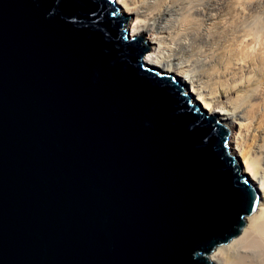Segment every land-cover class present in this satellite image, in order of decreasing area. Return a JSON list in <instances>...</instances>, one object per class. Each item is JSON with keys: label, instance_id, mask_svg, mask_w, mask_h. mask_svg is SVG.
<instances>
[{"label": "water", "instance_id": "1", "mask_svg": "<svg viewBox=\"0 0 264 264\" xmlns=\"http://www.w3.org/2000/svg\"><path fill=\"white\" fill-rule=\"evenodd\" d=\"M112 0H0V264H213L258 190L228 130L142 67Z\"/></svg>", "mask_w": 264, "mask_h": 264}, {"label": "bare ground", "instance_id": "2", "mask_svg": "<svg viewBox=\"0 0 264 264\" xmlns=\"http://www.w3.org/2000/svg\"><path fill=\"white\" fill-rule=\"evenodd\" d=\"M112 2L120 13L131 17L124 27V31L129 33L128 40L138 36L143 39L149 38L147 43L150 55L146 54L144 59L141 57L142 67L162 75H172L176 83L182 85L183 90L184 86H187V89L185 87L187 91L184 90L187 94L194 92L196 99H189V102L199 103V113L215 116L228 130L227 152L237 163L239 162V165L241 164L244 179L254 184L258 190L257 206L254 212L245 217V225L240 234L227 243L216 246L207 254V259L213 264H264V206L260 203L261 195L264 194V181L262 176H257L254 161L257 154L264 152V112L262 114L261 112L258 114L257 110L244 112L242 108L240 109L247 101L244 98L235 105L231 102L232 93L242 84L238 82L242 72H254V66H257V71L260 72L264 69L262 41L264 30L250 21L251 13L247 10L243 20L233 23L229 28L235 38L227 44L222 42L220 46L216 45L218 47L214 45L215 49L212 50L213 45L208 44L211 38L203 31L208 27L211 29V23L216 21L218 5L214 12H207L205 5L201 1L199 4L196 0H112ZM232 2L233 0L229 2V11L233 12L235 18L238 16L240 18L245 8ZM172 10L175 12L170 14ZM193 16L202 20L197 23L191 19ZM192 22H195L194 33L189 30ZM130 23L133 24L129 31ZM260 31L262 34H258ZM257 41H260L259 52L249 51V45ZM199 42L204 45L199 47L197 45ZM222 59L225 63L221 62ZM212 63L218 65V67L212 65L216 68L215 81H210L211 76L209 77L210 72H214L213 69L209 70ZM261 86L264 87V82ZM261 95L263 96L264 92ZM262 96L257 97L261 99ZM230 104L233 111H225L221 117L218 109L229 107ZM239 115L250 118V122L247 124L236 120Z\"/></svg>", "mask_w": 264, "mask_h": 264}, {"label": "rangeland", "instance_id": "3", "mask_svg": "<svg viewBox=\"0 0 264 264\" xmlns=\"http://www.w3.org/2000/svg\"><path fill=\"white\" fill-rule=\"evenodd\" d=\"M193 1H195V0H193ZM196 1L199 2V4H201L200 3V1H201L205 5L207 12H214V10L217 9L216 6L217 5L219 6L218 16L216 18V21L211 23V25H210L211 29L208 27L203 31V33L205 35H209V37L211 38V40L209 41L208 44L213 45L212 50L215 49V47H218L216 45H219L222 42L227 44L228 42H230L231 40H233L235 38L234 34L231 33L229 28L233 23L242 21L243 20L242 18H244L247 15L245 13L247 10H249V13H251L250 18H249L250 21H253L252 23L256 27H258L259 29L264 30V0H233L232 3L234 5H239V6L241 5L245 8L244 13L240 14L241 15L240 18H238L239 16L237 17L238 19L235 18V16L233 15V12L229 11L230 0H227V1L226 0H217L220 3H218L216 0H200V1L196 0ZM118 12L120 13L119 10H118ZM172 12H175V11L172 10L170 12V14ZM132 17L134 18V15H132ZM191 19L193 21H196L197 23L200 22V20H202L200 17H199V19H197V16H193V18H191ZM130 20H131V17H129L128 21H130ZM149 20H151V19H149ZM152 21L153 20H151V22ZM132 24L133 23H130V25L128 24L129 31H130ZM194 27H195V22L190 23L189 30L190 31L192 30V33H194ZM126 33H127V31H126ZM258 34H262V31H260ZM147 39L149 40V38H147V37L144 40L147 42ZM212 41H214V42L212 43ZM262 41H264V39H262ZM197 45L199 47H201L204 44H202V42H199ZM214 45H215V47H214ZM259 47H260V41H257L255 43H251L249 45L248 50L251 52H256V51L259 52V50H260ZM237 48H238V46H237ZM221 49L222 48L220 47V50ZM146 54L150 55L149 51L142 55V59L145 58ZM221 62L225 63V61L223 59L221 60ZM212 65H216L217 67H218V65L216 63H212L209 66L210 71L212 69L214 70V72H210V75H209V77L211 76L210 81H215V80H217V77L215 75V69L216 68H214V66L212 67ZM256 67L254 66V68H255L254 72H242V77L238 80V82H241L242 84L236 92L232 93V95H231L232 100L231 99L230 100L233 103V105H235L237 102L240 101V99H242V98L247 99L246 103L244 105H241L240 109L242 108V110L244 112H247V113L252 111V110H257L258 114H260V112L262 114L264 112V95L262 96L261 93L264 92V87H262L261 84H262V82H264V69L262 70V72H260V71H257L258 67L257 68ZM263 68H264V64H263ZM204 79H206V77H204ZM185 87L187 89V86H184V90H186ZM190 89H191L190 85L188 84V90H190ZM193 93H190V94L188 93V95L191 97L190 100H193V98L196 99V95H194ZM257 96H260V97L262 96V98L259 99ZM254 97H257V98H254ZM189 104H191V101L189 102ZM198 104H196V105L199 108ZM200 106L203 107V104L200 103ZM231 106L232 105L230 104L229 107L219 108L218 109V111L220 112L219 115L222 117L223 112L233 111L231 109ZM237 119L242 121L243 123H247V124L250 122V118H244V117H241L240 115L236 117V120ZM230 134H231V132H230ZM228 135H227V137H228ZM232 135H233V132H232ZM226 145H227V141H226ZM256 156L257 157H254V161H255L256 167H257V172H258L257 176L258 175L260 177L262 176L263 177L262 180L264 181V172H263L264 171V152L257 154ZM238 165H239V162H238ZM240 167H241V164H240ZM260 203H263V206H264V194L261 195Z\"/></svg>", "mask_w": 264, "mask_h": 264}]
</instances>
